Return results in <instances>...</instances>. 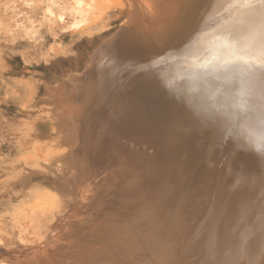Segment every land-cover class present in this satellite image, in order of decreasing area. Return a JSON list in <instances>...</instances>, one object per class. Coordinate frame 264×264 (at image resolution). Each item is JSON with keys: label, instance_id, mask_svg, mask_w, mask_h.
<instances>
[{"label": "rangeland", "instance_id": "rangeland-1", "mask_svg": "<svg viewBox=\"0 0 264 264\" xmlns=\"http://www.w3.org/2000/svg\"><path fill=\"white\" fill-rule=\"evenodd\" d=\"M213 1L0 0V264L18 258L23 263L26 258H38L47 264H213L210 259L217 252L222 258L217 255L216 264L238 263L234 250L228 251L231 247L225 243L239 233V228L235 232L229 228L235 225L237 205L255 164L251 165V155L236 151L237 139L213 127L203 130L207 134L188 144L182 156L186 160L165 170L159 167L162 150L156 154L155 141L144 147L146 142L139 138L126 140L125 135H134L135 130L130 133L123 125L112 124L117 123L118 113L123 119L127 102L128 89L119 85L121 75L114 79L117 72L113 69L117 59L124 63L129 57L122 50L135 43V32L128 29L132 16L134 24L145 26L151 16L164 13L162 7L168 10L175 3L176 13L163 31L169 33L156 38L149 34L144 44L149 56H163L185 47ZM73 2L90 8L83 21L71 14ZM90 81L95 82L92 96ZM98 82L109 84L102 98L95 91ZM112 84L120 88L110 97ZM50 90H56L58 102L72 108L73 144L63 138L57 124ZM119 136L124 138L119 140ZM74 163L80 168L72 170L77 180L67 194L62 193L57 187L61 170ZM211 168L215 175L210 174ZM221 169L229 171L228 181ZM210 213L213 217H206ZM35 221L42 225L41 235L35 234L34 248L25 247L31 232L39 229L34 228ZM225 252L233 254L234 260L229 255L227 261ZM263 259L264 252L256 264L264 263ZM240 261L244 264L242 256Z\"/></svg>", "mask_w": 264, "mask_h": 264}, {"label": "bare ground", "instance_id": "bare-ground-1", "mask_svg": "<svg viewBox=\"0 0 264 264\" xmlns=\"http://www.w3.org/2000/svg\"><path fill=\"white\" fill-rule=\"evenodd\" d=\"M175 1L177 2V0ZM174 4H171L168 10L162 7L161 10L164 12L162 13L163 15L156 13L157 15L151 16L150 24L148 25L143 26L141 24H134L133 21L135 20L134 18L135 16H132V18L134 19L132 18L130 19L128 23L129 24L128 29H131V32L132 31L135 32L133 33L135 36L132 34L135 37V39L133 40L135 41V43L130 45L132 48H129L128 50L126 49L122 50L124 51L122 54L127 55L129 57L123 63V61L120 62V60L116 58V55L118 53L120 54V52H117L119 50H117L115 52L116 55L114 54L115 56H113V58L117 59L118 61L116 66H114L115 69H113V71L117 72L114 76V79L116 76L119 77V75H121L120 77L121 82L119 85L122 86L125 84L124 89H128L125 91L126 95L124 96L127 102L123 106L125 110L123 119L120 117L122 114L118 116L119 115L118 113V115H116L117 123L113 121L112 124H114V126L116 127H120L119 125H123L125 129L130 131V133L133 130H135L134 135L127 134V136L125 135V138L121 137L122 136L121 135L119 136V140L120 138L121 139L124 138L128 140L127 139L128 137L139 138L141 141L144 140V142H146V145L144 147L151 144L152 141H155L156 150L155 149L154 150L156 151V154L158 152V149L162 150L161 151L162 157L159 156L161 157L160 158L161 163L159 162L157 163L160 164L159 165L160 168L165 170L166 169L172 170L173 168H175V165H178L179 161L180 162L185 161L186 159H184L182 156L185 154L188 144L194 143V141H197V138H200L201 136L203 137V134H207V132L204 131H207L209 129L211 130L212 128L210 127H213L214 128L213 130H215L216 128L220 130L222 133L228 132L229 134H232V136H234L237 139V142L235 144L237 150L236 149L235 150L237 152L240 151V153L241 151H243L244 152L243 155L246 156L251 155L252 158L251 157L249 158L254 161L252 162L253 164L248 159L246 161H250L249 164L251 163V165L254 164L255 165L254 167L253 166L251 168L249 167L250 168L249 172L252 171L254 172L252 173V176L249 178L250 182L247 181V183L249 184L248 188H245L246 186L244 187L247 190L246 193L244 192L245 194L242 195V197L239 196L241 197L240 202L238 203V205L236 204L238 206V212H235V215L237 214L236 220H234L235 225H233L232 228H229L231 229L230 232H232V230L234 231L236 228H239L238 229L239 233L235 235L234 238H230L229 235L225 232V234L228 235L230 239L228 238L229 239L228 240L223 238V241L228 240L227 241L228 243L225 244L229 245L228 248L231 247L229 248L228 251H230V249L234 250L235 252L234 257H236L235 260L238 262V263L236 262L237 264L241 262L240 261L241 256L242 259H244V264H256L257 262L258 263L260 262L258 261V258L261 254L263 255L264 252V141L261 140V136L264 135V67H261V53L264 52V0H214L207 9L208 16L205 14L204 16L207 17H205V19L203 17L204 21L201 23L200 29L197 31H193L192 34L189 33L190 36L187 38L186 42L184 40L185 43L182 41L185 46L184 48L179 47L176 50V52H168L167 49L164 48L169 54L165 53V55L159 56L162 55V53H160L158 56L157 54L156 55L154 54L151 57L149 56L150 53H148L149 49L148 50L145 49L144 44H146V41L149 39L148 37L149 34L150 35L152 34L154 36L160 34L162 36L163 33V36H166V34L169 33V31H167V33H164L163 31L165 27L169 25V18H171L172 20V17H174L176 13L175 8L173 7ZM190 4H192V2ZM179 5L180 4H178V6ZM190 8L193 9L194 7L190 6ZM69 9L73 16H76L79 20L83 21L84 18L88 15L90 8L85 4L73 2ZM186 11L188 10L186 9ZM181 17L180 19L182 21ZM172 25L174 26L173 23ZM178 26H181V23ZM173 28L175 30V26ZM138 32L141 33L143 36L140 35L141 37H136V35L138 36L137 34ZM179 33L176 34L179 35ZM132 35L130 36V38L132 37ZM119 41L122 40L120 39ZM168 50L171 51L170 48ZM111 54H113V51ZM134 61L136 63H133ZM92 84L93 83L91 81L90 83L88 82V89L91 91V96L95 93L93 92V89H95V87H93L95 85V82L93 86ZM97 85L98 86L95 91H97L96 92L97 95H99L100 98H102V96L107 91L104 89L107 88V85L109 84L107 83L99 84L98 82ZM132 85H134V87H131ZM120 86L112 84L110 90L111 92H109L111 93L110 97H113L116 94L115 93L116 91L118 92ZM50 91L54 93L50 95L51 97L50 101L54 104L53 110L55 112L57 124L63 134V138H65L68 142L73 144L74 139L71 137L72 108L68 106H64L61 104L60 101L59 102L57 101L56 90H50ZM120 92H122V89ZM207 122L209 123L208 124L209 126L207 128H204V124L206 125ZM151 136H153V139H151L152 138ZM209 137H211V135ZM222 138L224 137L221 136V139ZM207 139L209 140V138ZM172 141H176V142L172 143ZM209 141H211V139ZM116 142L118 143V140ZM169 142L170 144L167 145V143ZM162 146H164L163 149H161ZM133 149L131 151H133ZM135 150L137 149H134L133 151L134 153ZM205 151L207 153L208 150ZM225 152L227 154H230L228 153L229 150L228 152L227 151ZM210 154L211 153H209V155ZM231 154L233 153L231 152ZM239 154L238 156H240ZM202 156L203 155H201V157ZM206 156L208 157V155ZM231 156L230 158H232ZM235 157L237 156L235 155ZM241 158L244 159L242 157V154H241ZM156 160L157 159L155 158L154 161L156 162ZM203 162H206V160L205 161L203 160ZM206 163L209 164L208 160ZM234 164H232V166ZM193 166H195V164ZM205 168H203V170ZM226 168L227 167H225V170ZM213 169L214 168H211L210 170L212 171ZM230 169L232 170V167ZM72 170H80V168L79 166L76 165V163H74L71 164L70 166L67 165L64 166L63 170H61L62 176L60 177V179H58L57 187L59 191L62 193L65 192L67 194L68 188L71 187L72 183H75V180H77V174L76 172H72ZM216 170H218V168ZM222 170L223 169H221V173ZM156 172L157 171H155V173ZM66 173H69L70 176ZM225 173L223 170V176ZM174 174L177 175L176 173ZM210 174L215 175L214 171H212ZM227 174L226 176H224L226 177V180L228 179L227 176H229V171ZM158 175L160 177V173H158ZM213 177H211V179ZM221 178L222 176L219 179ZM224 180L225 179H223V181ZM231 184L233 185L234 188V183ZM205 185H207V182ZM225 185H227V183L224 184V186ZM241 186H243V184ZM174 187L175 186L173 185L172 189H174ZM208 187H210V185ZM222 199L223 198H221V201H223ZM236 205L235 207H237ZM222 209L219 208V211L220 210L222 211ZM214 210H212V213ZM236 210L237 209H235V211ZM208 212L210 211H207V213ZM222 212L224 213V210ZM212 213H210V215H207L206 217L208 216L213 217ZM232 214L234 215V212ZM215 215L218 217L217 214ZM207 221H209V219H207ZM34 224L36 225L34 226V228H39V229L36 230L35 233L34 231L31 232V237H30L31 239H29V241L26 242L25 247L31 246V248H34V246H36L35 234L37 233L38 236L41 235L42 225L37 222ZM26 228L29 227L27 226ZM26 231L29 232V230ZM227 249H225V251H227ZM221 252L223 256H225L223 251ZM217 253L218 254L214 253L212 255V258L210 259L212 261L214 260V262H212L213 264H216L215 263L216 256L217 255L221 256L219 252ZM225 253H227L226 258H228V256L231 255L230 252L229 255L228 252ZM227 261H230L229 258L227 259ZM9 264H47V263H44L43 260H40L38 258H34V259L26 258L25 263H23V259L18 258L13 262H10Z\"/></svg>", "mask_w": 264, "mask_h": 264}, {"label": "snow or ice", "instance_id": "snow-or-ice-1", "mask_svg": "<svg viewBox=\"0 0 264 264\" xmlns=\"http://www.w3.org/2000/svg\"><path fill=\"white\" fill-rule=\"evenodd\" d=\"M261 67H264V52L261 53ZM261 140L264 141V135L261 136Z\"/></svg>", "mask_w": 264, "mask_h": 264}]
</instances>
